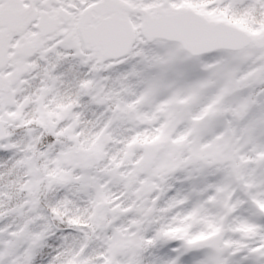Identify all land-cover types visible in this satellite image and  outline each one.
I'll return each instance as SVG.
<instances>
[{
    "label": "snow or ice",
    "instance_id": "6c2138e0",
    "mask_svg": "<svg viewBox=\"0 0 264 264\" xmlns=\"http://www.w3.org/2000/svg\"><path fill=\"white\" fill-rule=\"evenodd\" d=\"M0 264H264V0H0Z\"/></svg>",
    "mask_w": 264,
    "mask_h": 264
}]
</instances>
